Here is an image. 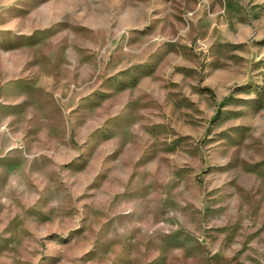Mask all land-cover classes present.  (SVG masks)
Here are the masks:
<instances>
[{
    "label": "rangeland",
    "instance_id": "obj_1",
    "mask_svg": "<svg viewBox=\"0 0 264 264\" xmlns=\"http://www.w3.org/2000/svg\"><path fill=\"white\" fill-rule=\"evenodd\" d=\"M0 264H264V0H0Z\"/></svg>",
    "mask_w": 264,
    "mask_h": 264
}]
</instances>
